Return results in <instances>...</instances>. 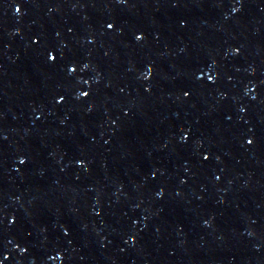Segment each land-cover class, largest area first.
Returning a JSON list of instances; mask_svg holds the SVG:
<instances>
[{"label": "water", "instance_id": "1", "mask_svg": "<svg viewBox=\"0 0 264 264\" xmlns=\"http://www.w3.org/2000/svg\"><path fill=\"white\" fill-rule=\"evenodd\" d=\"M0 264H264V0H0Z\"/></svg>", "mask_w": 264, "mask_h": 264}]
</instances>
